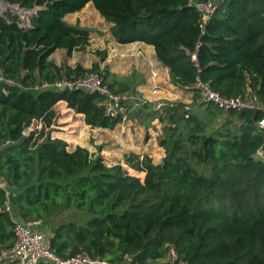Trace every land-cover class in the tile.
Listing matches in <instances>:
<instances>
[{"label": "trees", "instance_id": "16d2710c", "mask_svg": "<svg viewBox=\"0 0 264 264\" xmlns=\"http://www.w3.org/2000/svg\"><path fill=\"white\" fill-rule=\"evenodd\" d=\"M5 1L43 9L30 29L8 11L0 15V74L12 82H0L6 185L0 187V252L16 241L15 218L48 222L69 212L81 220L47 235L61 258L86 253L116 264L126 257L128 264H264V111L213 108L196 88L199 77L223 96H254L264 107V0H224L204 29L194 0ZM90 2L118 43L154 46L172 82L194 93L189 118L185 103L175 102L162 120L159 164L136 153L110 163L82 146L70 148L66 138L78 126L62 125L60 106L92 128L114 129L123 117L106 114V96L32 89L98 72L113 93L137 94V73L118 78L98 65L88 70L50 60L57 49L71 56L90 46L92 30L65 20ZM133 111L132 117L158 116L148 101Z\"/></svg>", "mask_w": 264, "mask_h": 264}, {"label": "crops", "instance_id": "0c3cea01", "mask_svg": "<svg viewBox=\"0 0 264 264\" xmlns=\"http://www.w3.org/2000/svg\"><path fill=\"white\" fill-rule=\"evenodd\" d=\"M87 10H90L94 16L104 19L93 3L90 2L81 11L68 14L65 20L71 25L89 28L90 26L85 23L88 19ZM94 40V36L90 35V46H92ZM106 43L108 45L104 47L108 49L109 55L104 67L109 70L111 76H117L118 78H126L133 73H137L139 82L136 85V92L145 101L153 102L156 99L151 91V85L155 81L164 88L160 95L161 98L174 103H185L193 100V91L177 86L172 82L169 68L158 60L154 46L143 42L121 44L117 42L113 35ZM76 52L74 51L70 56L67 50L57 49L51 55L50 60L58 66L75 67ZM152 72L157 74L156 78L151 77ZM111 76L110 78H112ZM60 108L64 112L61 117L62 125L64 127L78 126L76 134L66 138L72 149L76 146H82L91 153L98 154L90 143V136L95 133L97 135L94 142L100 144L99 149L106 154V158L112 163L122 162L125 155L129 153H136L140 156L148 155L155 164L161 163L165 157V149L159 144L158 140L159 136L163 134L164 126L158 121L157 117L153 119L140 117V113L139 117H132L136 112L133 111L126 122H122L114 129L92 128L85 123L83 116L77 119V115L68 110L66 105H61ZM81 133H84V137H81ZM72 140L75 141L73 144L71 143ZM77 142H80L81 145H76ZM114 159H116L115 162H113ZM5 186L2 185V187Z\"/></svg>", "mask_w": 264, "mask_h": 264}, {"label": "built area", "instance_id": "2783aa9c", "mask_svg": "<svg viewBox=\"0 0 264 264\" xmlns=\"http://www.w3.org/2000/svg\"><path fill=\"white\" fill-rule=\"evenodd\" d=\"M224 0H194L191 2L196 11L201 17V27L204 29L206 24L213 18V16L220 9ZM0 15L6 11L16 16L18 23L23 29H30L32 27L31 19L39 13L43 8L35 7L33 9L22 8L20 5L10 4L5 0H0ZM196 59V56H194ZM151 77L156 78L155 72L151 73ZM0 82L12 83L10 80L0 74ZM196 88L202 94V100L208 104L215 105L224 111H242V110H256L262 109L258 99L254 96L229 98L221 95L219 92L213 90L208 83H204L197 77ZM34 91H41L47 89L56 90H86L89 92H97L107 97L106 114L111 117H123V122L130 118L133 110L137 109L141 104L146 102L138 94L131 93H113L110 89L103 74L98 72L86 73L83 76H73L70 78L64 77L54 82L44 81L32 87ZM151 91L156 99L151 102L153 109L157 112V119L162 123V120L168 117V111L173 106L174 102L165 100L160 97L164 91L163 86L158 82H153ZM192 109V101L185 102L186 115L189 118ZM259 128L264 129V118L259 123ZM33 128L27 129L29 134ZM0 187H2L0 185ZM7 210L11 211V205L8 203ZM13 213V212H12ZM15 220V237L16 241L10 249L2 250L1 254L4 256L13 257L19 264H116L105 259L95 258L86 253L77 254L70 258H61L49 246L47 236L44 233V220ZM176 252L171 249V258H176ZM130 258L121 264H128Z\"/></svg>", "mask_w": 264, "mask_h": 264}, {"label": "rangeland", "instance_id": "374dc122", "mask_svg": "<svg viewBox=\"0 0 264 264\" xmlns=\"http://www.w3.org/2000/svg\"><path fill=\"white\" fill-rule=\"evenodd\" d=\"M86 13H87L88 19H87V21H85V23H87V25L90 26L89 28L92 30L90 35L94 36L95 40L92 42V46H90V48L87 47L84 51L81 50V51H77L75 53L76 65L80 64L88 70L92 69L95 65H98L100 67V69L102 70V72L105 73L106 67H104V64H106V62H107L109 52H107L108 49L104 46L108 45V43H106V42L108 41V39H110V37L112 35L111 34V24L108 23L105 19L98 18V17L94 16L90 12V10H87ZM97 51H106L107 54L105 57H103V56L99 55L97 53ZM200 100L202 102V97ZM211 106L213 108L216 107L215 105H211ZM96 135L97 134H95V133L91 134L90 143L93 145V148L95 150H97L96 151L97 153H100L105 159H107L106 154L99 149L100 144L94 142ZM82 136L84 137V133H81V137ZM161 136H159V138H158L159 144H160ZM74 140H76V138H74ZM74 140L71 141L72 144L75 142ZM76 145H81V144H80V142H77ZM91 150H93V149H91ZM115 160L116 159H114L113 162H115ZM107 161L110 162L108 159H107ZM110 163H112V162H110ZM132 173H134V172H132ZM136 174H138V173H136ZM138 176L144 178V175L138 174ZM81 218H82V215H79V214H70L69 212L60 213L58 216L54 217L50 221H48V222L44 221L45 226H46V227L44 226V233L47 236L50 234V231L54 227L58 226L59 224H61L63 222H68L70 220H78V219L81 220ZM0 264H19V263L13 257L4 256L0 252ZM154 264H169V261H168V259H165V260H161L159 262H156Z\"/></svg>", "mask_w": 264, "mask_h": 264}, {"label": "water", "instance_id": "95a60500", "mask_svg": "<svg viewBox=\"0 0 264 264\" xmlns=\"http://www.w3.org/2000/svg\"><path fill=\"white\" fill-rule=\"evenodd\" d=\"M0 184H1V186H2L4 183L0 180Z\"/></svg>", "mask_w": 264, "mask_h": 264}]
</instances>
